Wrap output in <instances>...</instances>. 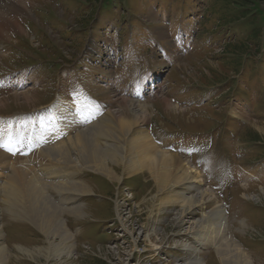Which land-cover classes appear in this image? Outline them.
<instances>
[{
    "label": "rangeland",
    "instance_id": "1",
    "mask_svg": "<svg viewBox=\"0 0 264 264\" xmlns=\"http://www.w3.org/2000/svg\"><path fill=\"white\" fill-rule=\"evenodd\" d=\"M80 90L98 119L141 115L145 106L143 128L200 174L202 183L186 193L203 198L180 221L178 206L154 212L146 171L128 174L108 159L112 180L81 163L76 181L92 191L78 201L86 215L62 216L72 257L48 260L45 235L4 212L5 264H193L183 246L194 247L198 221L215 206L224 209L226 234L264 264V23L239 18L222 0H0V117L36 129L35 119L53 115L40 108L57 96L71 103ZM72 157L80 160L76 151ZM41 184L45 194L32 201L44 214L46 197L58 195ZM199 257L221 264L211 246Z\"/></svg>",
    "mask_w": 264,
    "mask_h": 264
},
{
    "label": "bare ground",
    "instance_id": "2",
    "mask_svg": "<svg viewBox=\"0 0 264 264\" xmlns=\"http://www.w3.org/2000/svg\"><path fill=\"white\" fill-rule=\"evenodd\" d=\"M74 97L71 103L57 97L49 107L53 121L47 122L46 126L39 122L40 131L34 130L36 123L24 130L22 122L15 117L12 123L0 118V136L5 145L0 147V222L4 212L11 219L27 220L47 238L48 260L72 257L74 242L62 216L64 212L79 218L86 215L83 204L78 201L92 191L76 181L83 171L81 163L93 173L116 180L115 172L106 163L108 159L121 165L128 174L146 171L151 176L156 188L154 212H161L165 206H178V220L183 221L194 207L199 206L202 194L199 193L197 200L188 198L186 192L202 183L200 174L182 165L176 155L164 152L155 143L148 130L143 128L145 106L138 105L141 115L126 118L127 114L116 116L107 112L98 119L97 108L94 109L95 105L86 92L80 90ZM80 123L87 124V127L79 128ZM119 149H126V154L120 153ZM74 151L80 154V160L73 159ZM58 164L61 166L55 168ZM41 182L56 187L58 195L53 201L46 197L51 205L44 214L35 213L40 211L32 201H39L45 194ZM25 204H28L25 208L29 213L22 210ZM69 204L70 207L61 208ZM198 222L201 224L194 247L183 246L193 264H202L199 254L204 246L215 249L221 264H253L243 247L226 234L227 219L221 206H215ZM146 238L149 239V234ZM57 239L59 242L55 243ZM2 240L0 230V264H5L7 246ZM19 249L30 256L44 254L43 249H38V252ZM147 258L152 259V255Z\"/></svg>",
    "mask_w": 264,
    "mask_h": 264
},
{
    "label": "trees",
    "instance_id": "3",
    "mask_svg": "<svg viewBox=\"0 0 264 264\" xmlns=\"http://www.w3.org/2000/svg\"><path fill=\"white\" fill-rule=\"evenodd\" d=\"M222 3L224 7L237 11L239 18L249 17L256 24L264 23V13L261 9L264 0H222Z\"/></svg>",
    "mask_w": 264,
    "mask_h": 264
},
{
    "label": "snow or ice",
    "instance_id": "4",
    "mask_svg": "<svg viewBox=\"0 0 264 264\" xmlns=\"http://www.w3.org/2000/svg\"><path fill=\"white\" fill-rule=\"evenodd\" d=\"M0 147H5L2 136H0ZM7 150L10 151L11 149H7Z\"/></svg>",
    "mask_w": 264,
    "mask_h": 264
}]
</instances>
